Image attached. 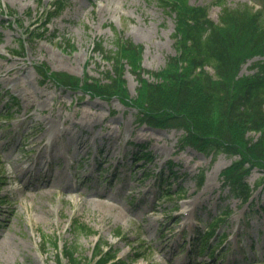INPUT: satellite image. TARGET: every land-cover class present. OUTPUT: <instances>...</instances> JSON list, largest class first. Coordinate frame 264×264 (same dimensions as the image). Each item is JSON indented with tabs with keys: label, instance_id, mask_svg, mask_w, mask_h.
<instances>
[{
	"label": "rangeland",
	"instance_id": "1",
	"mask_svg": "<svg viewBox=\"0 0 264 264\" xmlns=\"http://www.w3.org/2000/svg\"><path fill=\"white\" fill-rule=\"evenodd\" d=\"M55 1L38 7L34 0H0V264H57V250L41 246L43 234L60 248L77 247L82 264H95L98 243L129 264H264V185L248 204L222 187L221 173L236 158L182 149L183 131L141 125L137 111L117 98L44 84L36 71L46 63L102 78L111 66L95 44L112 52L121 35L144 47L143 69L158 72L176 54L175 14L151 0H70L43 38L13 57ZM216 1L189 3L207 7L217 21ZM225 1L261 11L264 24L261 0ZM252 62L241 74H251ZM125 78L135 97L129 65ZM135 153L149 159L135 164ZM263 176L256 169L251 187ZM225 210L217 238L202 242L197 233ZM77 221L92 233L77 232Z\"/></svg>",
	"mask_w": 264,
	"mask_h": 264
},
{
	"label": "trees",
	"instance_id": "2",
	"mask_svg": "<svg viewBox=\"0 0 264 264\" xmlns=\"http://www.w3.org/2000/svg\"><path fill=\"white\" fill-rule=\"evenodd\" d=\"M151 1L176 15V55L170 57L160 71L144 70L143 46L117 35L112 52L106 54L100 44L96 47V51L105 54L103 58L111 64L103 79L52 71L47 64L38 66V73L44 81L51 80L60 87L81 91L92 98L106 101L117 98L126 107L138 111L141 124L157 129L183 130L180 140L183 149L192 147L206 155L224 153L237 157L221 174L223 187H230L237 198L248 203L252 193L248 176L257 168L264 173L262 13L254 12L246 5L231 8L226 1L218 0L216 4L221 7V13L218 21H214L207 7L191 5L190 0ZM66 5L67 0H57L54 12L48 13V20L64 11ZM43 35L33 31L28 33L32 41ZM14 53L21 55L20 51ZM255 57L262 58L251 64L252 73L241 76L243 66ZM126 64L138 82L136 97H131L124 78ZM147 74L152 81L146 78ZM134 157L136 164L141 159H148L147 154L138 157L136 153ZM200 180L202 184L203 179ZM263 183L258 182L256 187ZM74 226L78 232L92 233L83 223L75 222ZM213 231L216 226L209 235ZM42 236L44 247L50 242L44 234ZM51 245L59 248L56 240ZM94 257L96 264H128L117 259L113 250L104 251L100 245ZM56 259L57 264H81L83 257L77 247L65 246Z\"/></svg>",
	"mask_w": 264,
	"mask_h": 264
},
{
	"label": "bare ground",
	"instance_id": "3",
	"mask_svg": "<svg viewBox=\"0 0 264 264\" xmlns=\"http://www.w3.org/2000/svg\"><path fill=\"white\" fill-rule=\"evenodd\" d=\"M12 78V79H11ZM14 78L10 75L9 77H8V80H13ZM31 171H29V170H26V172L25 173H30Z\"/></svg>",
	"mask_w": 264,
	"mask_h": 264
}]
</instances>
